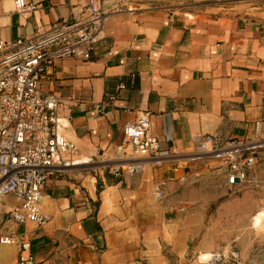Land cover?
<instances>
[{"label": "crops", "instance_id": "crops-1", "mask_svg": "<svg viewBox=\"0 0 264 264\" xmlns=\"http://www.w3.org/2000/svg\"><path fill=\"white\" fill-rule=\"evenodd\" d=\"M27 1L37 10L20 14L0 0L5 42L75 23L90 3ZM121 1L104 0L109 17L91 61L49 71L44 90L70 108L60 133L78 155L44 190L47 224L15 229L36 264H213V254L233 251L264 264V226H252L264 200H251L248 181L227 186L219 161L194 158L211 138L264 142V0H200L187 10L149 9L151 0L120 9ZM219 4L247 13L220 15ZM144 115L162 152L126 161L117 152L123 128ZM20 202L0 201L2 232ZM0 264H19L18 248L0 246Z\"/></svg>", "mask_w": 264, "mask_h": 264}, {"label": "built area", "instance_id": "built-area-1", "mask_svg": "<svg viewBox=\"0 0 264 264\" xmlns=\"http://www.w3.org/2000/svg\"><path fill=\"white\" fill-rule=\"evenodd\" d=\"M137 1H121L119 8L130 10L128 4ZM12 2L20 14H30L38 8L27 0ZM103 2L90 0L80 20L61 24L32 39L7 43L1 37L0 25V201L8 196L21 201L6 213L11 226L5 232L0 228V246H16L19 264L36 262L31 242L21 237L15 226L47 224L49 218L42 207L44 190L57 172L75 165L74 158L78 155L76 146L60 133L66 120L64 112L70 108L60 98L46 92L43 84L57 62L93 59L109 17V12L102 7ZM172 2L182 10L200 4V0H151L148 6L149 9L163 8ZM149 130L147 115L126 124L118 154L126 161L136 156L157 157L162 145ZM263 148L261 141L218 142L211 138L200 145L194 158L219 161L227 186L234 188L247 182L248 171L255 164L257 152ZM155 196L162 201L165 193L158 189ZM212 256L213 264L239 261L234 251Z\"/></svg>", "mask_w": 264, "mask_h": 264}, {"label": "rangeland", "instance_id": "rangeland-1", "mask_svg": "<svg viewBox=\"0 0 264 264\" xmlns=\"http://www.w3.org/2000/svg\"><path fill=\"white\" fill-rule=\"evenodd\" d=\"M219 13L220 15H230V16H241L242 13H247V5L243 4H219ZM248 184L244 187V190L253 189L251 200L257 202V198L264 200V148L257 152V159L253 167L248 171ZM259 193V195H258ZM2 216V215H0ZM252 226L255 231H259L264 226V212L256 214L252 220ZM227 253V252H226ZM209 254V253H203ZM201 254L200 256H202ZM199 256V258H200ZM198 258V262H200ZM238 262V263H237ZM231 264H244L242 263V258H239V261H236Z\"/></svg>", "mask_w": 264, "mask_h": 264}, {"label": "water", "instance_id": "water-1", "mask_svg": "<svg viewBox=\"0 0 264 264\" xmlns=\"http://www.w3.org/2000/svg\"><path fill=\"white\" fill-rule=\"evenodd\" d=\"M173 217H174V215L173 214H170V215L167 216V219L173 218Z\"/></svg>", "mask_w": 264, "mask_h": 264}]
</instances>
